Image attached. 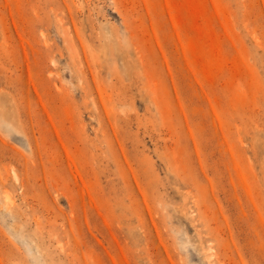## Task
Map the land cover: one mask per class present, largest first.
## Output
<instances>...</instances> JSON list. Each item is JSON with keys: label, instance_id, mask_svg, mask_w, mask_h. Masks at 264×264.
Instances as JSON below:
<instances>
[{"label": "rangeland", "instance_id": "obj_1", "mask_svg": "<svg viewBox=\"0 0 264 264\" xmlns=\"http://www.w3.org/2000/svg\"><path fill=\"white\" fill-rule=\"evenodd\" d=\"M0 264H264V0H0Z\"/></svg>", "mask_w": 264, "mask_h": 264}]
</instances>
